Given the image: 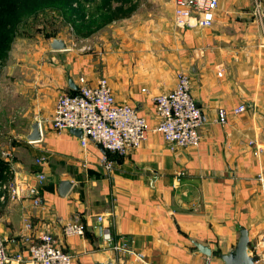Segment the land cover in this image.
<instances>
[{
	"label": "crops",
	"instance_id": "crops-1",
	"mask_svg": "<svg viewBox=\"0 0 264 264\" xmlns=\"http://www.w3.org/2000/svg\"><path fill=\"white\" fill-rule=\"evenodd\" d=\"M161 1L167 16L156 5ZM135 3L131 14L92 33L88 49L49 47L40 59H30L18 95L26 98L31 117L20 135L37 120L40 138L13 144L12 163L15 174L38 171L44 179L37 184L39 205L26 198L0 203L6 253L22 256L12 264H26L22 236L43 231L69 253L71 264H200L206 258L222 264L217 254L232 250L244 228L253 264H264V183L256 178L264 179V28L251 16L252 0H218L208 27L193 20L174 26L171 0H151V14L149 4ZM177 71L189 74L190 95L201 110L196 147H169L150 131L153 97L172 88ZM78 77L88 85L105 78L115 102L133 106L148 128L128 154H106L110 170L99 162L104 149L94 142L81 146L78 136L50 124L55 98L70 93L68 80L75 90ZM238 104L245 110L228 114L225 124L215 121L217 108L230 111ZM39 157L44 162L36 165ZM59 180L71 183L63 196L57 193ZM25 218L31 230H24ZM73 220L83 224V235L63 236V223ZM123 241L142 261L113 251Z\"/></svg>",
	"mask_w": 264,
	"mask_h": 264
},
{
	"label": "built area",
	"instance_id": "built-area-1",
	"mask_svg": "<svg viewBox=\"0 0 264 264\" xmlns=\"http://www.w3.org/2000/svg\"><path fill=\"white\" fill-rule=\"evenodd\" d=\"M171 2V21L176 27H184L190 20H193L196 27L210 26L218 4V0H171ZM251 16L259 27L264 28V5L260 0H252ZM174 80L171 89L153 97L155 124L150 131L158 133L169 147H196L199 143L201 110L190 95L189 74L177 71ZM243 110L244 104H238L230 111L217 108L215 121L225 124L228 114H238ZM50 124L57 131L79 129L81 146H85L87 142L99 143L105 152L117 156H124L136 149L148 130L144 118L135 112L133 106L115 102L103 77H99L94 85H88L83 77H78L73 93L57 95ZM259 151L260 147L255 146L253 154L257 155ZM1 154L9 164L12 175L0 181V203L7 200L19 202L26 198L32 206L39 205L37 184L44 179L43 174L38 171L31 176L15 174L13 153L4 151ZM43 162V157L34 159L36 165ZM99 162L106 170L111 169V161L106 154L100 157ZM181 174L177 173L175 180L178 181ZM256 178L260 183H264L260 174ZM101 220L102 216H96L97 222ZM23 221L24 230L33 228L28 218ZM83 232V224L75 220L67 221L61 227V234L65 237L81 236ZM22 239L26 243V264H71L69 253L54 243L50 233L36 232L31 237L23 235ZM5 241L6 238L0 235V264H12L14 261L21 263L20 254L13 257L7 255ZM112 249L117 254L122 252L134 254L137 260L142 261L141 254L134 253L124 241L113 244ZM200 264H210L209 259H204Z\"/></svg>",
	"mask_w": 264,
	"mask_h": 264
},
{
	"label": "rangeland",
	"instance_id": "rangeland-1",
	"mask_svg": "<svg viewBox=\"0 0 264 264\" xmlns=\"http://www.w3.org/2000/svg\"><path fill=\"white\" fill-rule=\"evenodd\" d=\"M30 1V0H29ZM34 1V0H33ZM48 3V7L38 10L32 15L19 20L12 28L13 36L9 41L5 53L0 57V162L3 169L0 172V181L12 175L9 164L2 156L4 151H12L13 144L24 140L21 131L27 124L31 113L27 112L26 98L19 95L26 79L27 67L32 63L30 59L39 54L40 59L43 49L49 48V43L53 38L63 39L66 48L81 50L88 49L89 36H79L75 34L74 25L85 28L89 26L94 18L101 16L100 11L107 10L109 4L105 0H42ZM69 6L77 9L78 13H72L68 17L60 10L49 7L51 3L68 2ZM147 6V12L151 14L154 4L151 0H141ZM160 1V0H159ZM169 1V0H165ZM112 6L118 4L117 1H110ZM163 7L161 12L167 16L165 3L161 1ZM142 10L141 8L138 12ZM110 12V11H109ZM144 13V11H143ZM146 15V14H144ZM82 16L81 21L78 20ZM97 20H95L96 22ZM90 31L87 28L82 30V34ZM90 43V42H89ZM13 93L15 96L11 98ZM19 94V95H18ZM12 105V109L9 108Z\"/></svg>",
	"mask_w": 264,
	"mask_h": 264
},
{
	"label": "trees",
	"instance_id": "trees-1",
	"mask_svg": "<svg viewBox=\"0 0 264 264\" xmlns=\"http://www.w3.org/2000/svg\"><path fill=\"white\" fill-rule=\"evenodd\" d=\"M110 1L111 0H105V2L109 4L108 9L100 11L101 16L89 22V26L85 25V28H83L80 25H74L75 34L79 36H89L92 32L103 27L112 20L131 14L136 6L135 0H115L118 2L116 6H112ZM61 3L62 4L51 3L49 7L60 10L66 17L72 13H78L77 9H73L69 6V1ZM45 7H48V3L42 0H0V57L4 55L8 43L12 39V28L16 23ZM81 19L82 16H80L78 20L81 21ZM95 20L97 21L95 22ZM87 28H89L90 31L82 34V30L85 31ZM74 91V89H70V93ZM105 154H108V152H105ZM2 169L3 164L0 162V172Z\"/></svg>",
	"mask_w": 264,
	"mask_h": 264
},
{
	"label": "water",
	"instance_id": "water-1",
	"mask_svg": "<svg viewBox=\"0 0 264 264\" xmlns=\"http://www.w3.org/2000/svg\"><path fill=\"white\" fill-rule=\"evenodd\" d=\"M49 47L52 50L65 49L66 44L63 39L53 38L49 43ZM189 72H194V65L192 59L190 61ZM67 84L69 88H75L71 85L70 80L67 81ZM69 132L78 137H80L81 135V131L79 129H69ZM39 138V124L37 120H33L29 125V132L24 135V139L27 142H33L38 140ZM95 145L102 153L104 152L101 144L95 143ZM70 184L71 183L68 180H59L57 183V193L63 196L68 190ZM247 243V232L244 228H240L238 230V238L233 249L224 254L218 253L217 257L221 260L222 264H253L254 258L252 257L250 250L247 248ZM195 247L199 252L205 254L206 256L210 255V250L208 247L198 243L195 244ZM104 264H110V262L107 261Z\"/></svg>",
	"mask_w": 264,
	"mask_h": 264
}]
</instances>
